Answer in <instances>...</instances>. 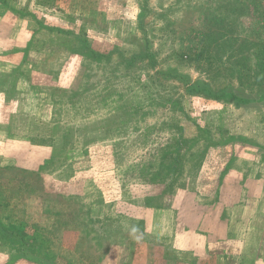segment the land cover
Masks as SVG:
<instances>
[{
	"label": "rangeland",
	"instance_id": "obj_1",
	"mask_svg": "<svg viewBox=\"0 0 264 264\" xmlns=\"http://www.w3.org/2000/svg\"><path fill=\"white\" fill-rule=\"evenodd\" d=\"M0 219V264H264V0H0Z\"/></svg>",
	"mask_w": 264,
	"mask_h": 264
},
{
	"label": "trees",
	"instance_id": "obj_2",
	"mask_svg": "<svg viewBox=\"0 0 264 264\" xmlns=\"http://www.w3.org/2000/svg\"><path fill=\"white\" fill-rule=\"evenodd\" d=\"M193 86V85H192ZM189 90V89H188ZM178 162V158H177ZM0 242L2 244H7L10 247L18 248L21 251H25V248L28 250L26 252L35 253L41 248L36 245V240L29 238L25 233V230L19 226L12 223L4 222L0 219ZM17 250V249H16Z\"/></svg>",
	"mask_w": 264,
	"mask_h": 264
},
{
	"label": "clouds",
	"instance_id": "obj_3",
	"mask_svg": "<svg viewBox=\"0 0 264 264\" xmlns=\"http://www.w3.org/2000/svg\"><path fill=\"white\" fill-rule=\"evenodd\" d=\"M135 231H136V229L134 228V229H133V232H135Z\"/></svg>",
	"mask_w": 264,
	"mask_h": 264
}]
</instances>
